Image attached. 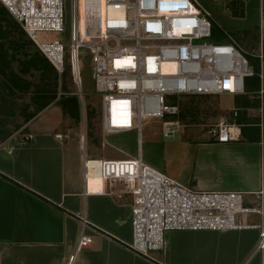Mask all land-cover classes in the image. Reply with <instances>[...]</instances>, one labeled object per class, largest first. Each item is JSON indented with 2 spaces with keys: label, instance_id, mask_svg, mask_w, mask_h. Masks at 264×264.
<instances>
[{
  "label": "built area",
  "instance_id": "1",
  "mask_svg": "<svg viewBox=\"0 0 264 264\" xmlns=\"http://www.w3.org/2000/svg\"><path fill=\"white\" fill-rule=\"evenodd\" d=\"M79 1L0 0V5L59 76L68 66L76 91L67 95L81 101L78 52L87 50L101 134L136 136V156L123 160L89 158L81 137L86 192L103 191L117 200L130 196V249L149 260L163 252L165 235L176 231L258 229L263 251L264 230L240 221L259 212L245 208V193L188 189L149 167L141 153L145 125L159 124L163 138L183 128L178 98L244 95L245 80L254 76L245 55L229 37L212 42V21L192 0H98L100 18L84 21L78 20ZM65 2L71 11L67 45L47 38L65 31ZM259 100L264 103L263 91ZM208 133L220 145L239 137L238 127L223 119ZM92 178L101 181L97 191L90 189ZM86 227L82 219L76 251L91 244Z\"/></svg>",
  "mask_w": 264,
  "mask_h": 264
},
{
  "label": "crops",
  "instance_id": "2",
  "mask_svg": "<svg viewBox=\"0 0 264 264\" xmlns=\"http://www.w3.org/2000/svg\"><path fill=\"white\" fill-rule=\"evenodd\" d=\"M192 1L259 66V77L247 78L245 94L232 96L227 106L215 101L216 118L238 127L237 141L214 143L206 124L200 127L207 139L190 140L183 131L179 139L163 144L158 134L160 161L145 163L194 191L245 193V208L259 212L240 221L264 230V103L259 100L264 92V0ZM228 7L242 15L233 16ZM66 118L72 120L54 100L37 107L23 127L0 143V264H264L258 229L170 232L153 260L134 253L130 196L117 200L103 191L86 192L80 150L67 141ZM182 125L180 131L188 126ZM116 151L120 154L88 156L134 157ZM100 184L90 180V189L97 191ZM82 219L91 244L76 251Z\"/></svg>",
  "mask_w": 264,
  "mask_h": 264
},
{
  "label": "rangeland",
  "instance_id": "3",
  "mask_svg": "<svg viewBox=\"0 0 264 264\" xmlns=\"http://www.w3.org/2000/svg\"><path fill=\"white\" fill-rule=\"evenodd\" d=\"M98 0H80L78 2V20L84 21L85 19L93 20L99 19L101 11L99 8ZM2 7L0 5V43L4 44V49L7 52L8 59H10V70L16 75L14 82L18 85L22 92H10L6 89L3 82L4 79L0 78V126L5 132H16L18 127H23L27 122L29 115L37 112L38 103L43 102L49 96H43L46 91L48 94H56V100H59V93L65 89L74 93L76 91L71 76L70 70L66 65L64 74L57 77L53 76L50 69L46 68L45 71H35L31 67L22 62L26 61V56H31L38 51L36 47L30 43L25 36L22 35L15 23L6 17V20L1 19L4 17L2 14ZM70 15L69 3L65 2V31L62 34H48L50 40H59L65 45L68 43V35L70 28ZM5 19V18H4ZM2 20V21H1ZM215 34V33H214ZM227 34V33H226ZM213 43L218 41L212 38ZM22 63V64H20ZM91 57L85 49L78 52V65L82 80L83 101H78V118L67 119V141L71 144H77L80 147V139L85 136L87 156L101 157L104 152L109 154H116V148L123 152L136 156V136L134 133H128L116 136H103L100 130V123L98 117V102L99 98L94 94V84L91 79L90 71ZM29 69V72H27ZM26 71V72H25ZM6 80V79H5ZM24 89L26 92H24ZM232 99L230 95L213 96L212 99L204 97H190L178 98L179 105V120L182 124L188 125L186 129L178 131L172 137L162 138L159 132V124L153 123L144 127L142 134V154L143 161L158 164L160 161V144L156 141V135L162 138L161 143L166 144L179 139L183 131L190 140H197L198 138L207 139L206 132L200 127L202 124L209 125V128L217 124L220 119L226 123V119L221 116L216 118L214 110L215 101L222 107L227 106ZM218 120L216 122V120ZM176 118H170L174 120ZM64 125V123H63ZM208 128V129H209ZM16 136H20L17 135ZM104 140L112 144H102ZM120 154V153H117ZM80 155V154H79ZM89 157V156H88Z\"/></svg>",
  "mask_w": 264,
  "mask_h": 264
},
{
  "label": "trees",
  "instance_id": "4",
  "mask_svg": "<svg viewBox=\"0 0 264 264\" xmlns=\"http://www.w3.org/2000/svg\"><path fill=\"white\" fill-rule=\"evenodd\" d=\"M2 7V6H1ZM230 12L233 16H241L242 11L237 13L234 9L231 7H228ZM2 11L4 14V17H1V19L6 20L7 18H10L16 25V27L19 28L22 35L25 36L28 40V43L32 45V42L28 39V37L24 34V32L21 30L19 25L8 15V13L5 11V9L2 7ZM5 18V19H4ZM2 21V20H1ZM215 33V34H214ZM229 35H227L224 31L219 29L213 22H212V38H215L217 44L225 43L227 42ZM27 60L22 62L23 64L27 65V67H31L35 71H45L46 68L50 69L53 76L57 77V73L53 69V67L49 64V62L39 53V51H36L35 54L31 56H26ZM20 63V64H22ZM250 63V62H249ZM251 64V63H250ZM252 65V64H251ZM253 66V65H252ZM254 68V76L253 77H259V66H253ZM10 59H8L7 52L4 49V44L0 43V78L4 79L3 82L6 85V89H8L10 92H22L18 85L13 81L14 78H16V75L13 73V71L10 70ZM26 72V71H25ZM27 72H29V69H27ZM64 74V73H63ZM62 74V75H63ZM6 79V80H5ZM24 92L26 90L24 89ZM70 91H67L65 89L62 91V93H59V104L62 108L63 115H67L72 119L78 118V101L77 98L74 96H69L67 94H70ZM49 96L46 98L45 101L38 103L39 110L43 109L45 106H47L50 102L56 100V94H48V91L43 94V96ZM2 126V125H1ZM0 126V143L4 142L9 136L12 135L11 132H5L4 129Z\"/></svg>",
  "mask_w": 264,
  "mask_h": 264
},
{
  "label": "bare ground",
  "instance_id": "5",
  "mask_svg": "<svg viewBox=\"0 0 264 264\" xmlns=\"http://www.w3.org/2000/svg\"><path fill=\"white\" fill-rule=\"evenodd\" d=\"M93 179H94V180H99V179H97V178H92L91 180H93Z\"/></svg>",
  "mask_w": 264,
  "mask_h": 264
}]
</instances>
